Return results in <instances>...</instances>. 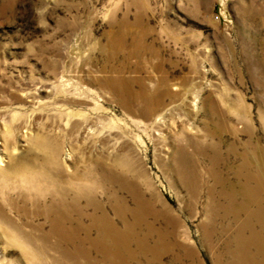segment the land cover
Instances as JSON below:
<instances>
[{
  "label": "rangeland",
  "instance_id": "374dc122",
  "mask_svg": "<svg viewBox=\"0 0 264 264\" xmlns=\"http://www.w3.org/2000/svg\"><path fill=\"white\" fill-rule=\"evenodd\" d=\"M125 89L170 95L143 117ZM57 147L76 179L50 176ZM96 164L124 178V203L151 206L172 244L164 264L227 263L226 243L264 209V0H0V264L52 263L37 213L65 187L113 217L119 183ZM70 227L102 264L96 226Z\"/></svg>",
  "mask_w": 264,
  "mask_h": 264
},
{
  "label": "bare ground",
  "instance_id": "6f19581e",
  "mask_svg": "<svg viewBox=\"0 0 264 264\" xmlns=\"http://www.w3.org/2000/svg\"><path fill=\"white\" fill-rule=\"evenodd\" d=\"M116 84L122 85L120 81H117ZM124 91L128 93L134 103L139 105L140 116L143 117L154 115L163 101L162 99L170 95L168 89L154 92L144 91L140 94L132 93L130 89ZM54 155L56 157H49L52 163H50L52 166L48 171L50 176L64 182L74 179V177L76 179V172L72 171L69 175L61 168L59 157H57L58 147L54 149ZM115 162L114 165L117 167L120 161L115 159ZM96 165V168L99 167L100 170L98 172L100 183L106 182L109 185L115 182L119 183L117 189L119 193H113L108 197L112 202L109 208L113 217L109 216V212L98 203L92 202L86 206L91 211L89 214L86 207L80 209L76 204L71 205L67 202L69 188L65 187L61 191L63 196L61 199L54 201L51 198L48 209L43 211L44 213H37L49 224L48 231H42L41 226H35L36 230L41 232L39 236L46 241L52 236L56 238L55 244L50 246V249L56 251L51 264H97L90 261L89 251L83 248L85 240L87 242L88 239L79 240L81 229L70 227L73 223L82 220H89L96 226L94 230L98 239L91 245L100 254L102 264H132L126 259V256L132 257V261H137L139 253L149 255L150 259L147 264H164L162 257L171 250L172 244L169 245L166 233L157 232L153 224L147 222L146 215L150 213L151 206L144 200L135 197L134 194L135 204L133 207L124 203L119 194L123 191H131L124 178L112 167L103 164ZM255 213L258 225L247 219L237 228L233 239L226 243L224 250L229 261L225 264H264V209L260 207ZM116 223L123 225V232L118 230ZM85 232V235H90L88 230ZM153 238H156L155 242H151ZM82 257L87 261L80 262L79 258Z\"/></svg>",
  "mask_w": 264,
  "mask_h": 264
}]
</instances>
